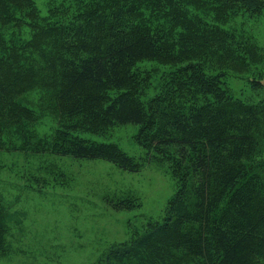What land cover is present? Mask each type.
I'll list each match as a JSON object with an SVG mask.
<instances>
[{
	"label": "trees",
	"instance_id": "1",
	"mask_svg": "<svg viewBox=\"0 0 264 264\" xmlns=\"http://www.w3.org/2000/svg\"><path fill=\"white\" fill-rule=\"evenodd\" d=\"M36 1L0 0V143L32 138L35 115L23 97L40 77L54 87L59 114L73 117L54 151L136 172L134 157L77 133L137 126L136 143L177 184L162 220L110 246L102 264H264V97H235L225 85L228 72L251 71L248 96L264 92L263 67L237 29L206 21L223 11L264 14V0H209L205 18L174 0H81L62 21L40 18ZM164 20L170 26L150 27ZM25 25L35 33L20 44L14 27ZM141 60L190 62L142 102L127 73ZM5 232L0 211V249Z\"/></svg>",
	"mask_w": 264,
	"mask_h": 264
},
{
	"label": "rangeland",
	"instance_id": "2",
	"mask_svg": "<svg viewBox=\"0 0 264 264\" xmlns=\"http://www.w3.org/2000/svg\"><path fill=\"white\" fill-rule=\"evenodd\" d=\"M80 1L37 0L36 12L40 18L53 14L62 21ZM174 1L203 18L204 11L213 4L209 0ZM220 16L219 20L206 21L225 30L237 29L249 39L258 49L257 60L264 73V14H243L239 10L236 15L223 11ZM169 22L149 23L156 30L170 26ZM14 30L20 44L35 33L26 25ZM189 62L132 63L127 73L130 87L135 89L139 84L136 99L144 102L156 96L165 81ZM192 62L199 59L193 58ZM253 67L251 64L247 71ZM245 72H228L225 85L235 97L259 101L264 92L248 96L253 90L250 81L255 78L251 71ZM23 99L35 115L30 127L32 138L5 136L0 143V211L6 225L0 264H102L103 253L110 246L127 241L136 232L143 233L148 223L162 220L177 184L168 164L150 161L146 150L136 143L137 126L116 125L101 135L84 131L77 135L117 146L138 161L140 170H123L105 160L74 159L62 156L51 146L56 133L73 117L61 116L57 111L49 80L42 82L39 77ZM262 146L264 156V138ZM119 201L127 204L119 207Z\"/></svg>",
	"mask_w": 264,
	"mask_h": 264
}]
</instances>
